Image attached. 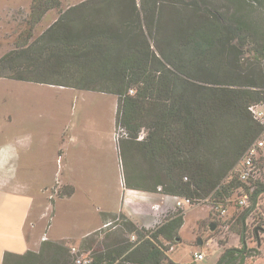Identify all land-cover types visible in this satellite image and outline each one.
Returning <instances> with one entry per match:
<instances>
[{
    "label": "trees",
    "instance_id": "trees-1",
    "mask_svg": "<svg viewBox=\"0 0 264 264\" xmlns=\"http://www.w3.org/2000/svg\"><path fill=\"white\" fill-rule=\"evenodd\" d=\"M61 6V0H34L26 41L0 59V78L117 96L116 124L127 131L128 154L137 151L145 162L134 177L125 174L128 189L156 193L161 187L165 195L228 208H239L244 189L256 205L264 183L248 186L234 169L263 132L250 107L264 103V0ZM55 9L58 18L33 40L36 24ZM183 214L155 231L120 214L109 235L100 230L109 243L92 253L91 264H178L168 252L180 240ZM70 251L44 241L38 252H6L2 264H73ZM247 254L245 244L229 248L217 264H244Z\"/></svg>",
    "mask_w": 264,
    "mask_h": 264
},
{
    "label": "rangeland",
    "instance_id": "rangeland-1",
    "mask_svg": "<svg viewBox=\"0 0 264 264\" xmlns=\"http://www.w3.org/2000/svg\"><path fill=\"white\" fill-rule=\"evenodd\" d=\"M82 1L61 0V8ZM33 6L34 0H0V59L26 41ZM58 16V10L48 11L34 27L33 40ZM117 110L118 97L114 95L0 78V152L11 153L10 181L24 182L35 196L25 230L29 241L46 238L87 253L109 243L100 230L109 235L123 213L108 215L104 223L101 207L113 208L114 194L125 174L134 177L145 167L137 151L128 154L126 139L119 143L114 139L119 127ZM63 160L68 169L56 172ZM261 179L264 183V172ZM236 207H229V236L220 225L210 230V223L218 220L209 203L185 211L180 241L174 244L170 259L178 264H217L227 249H241L245 244L248 254L244 264H264V193L250 214L242 217L248 208ZM89 228L93 232L80 238ZM200 239L202 245H198ZM210 239L214 244L207 243ZM199 249L206 258L195 262L193 255Z\"/></svg>",
    "mask_w": 264,
    "mask_h": 264
},
{
    "label": "crops",
    "instance_id": "crops-1",
    "mask_svg": "<svg viewBox=\"0 0 264 264\" xmlns=\"http://www.w3.org/2000/svg\"><path fill=\"white\" fill-rule=\"evenodd\" d=\"M117 151L120 155L119 149H117ZM10 155L11 153L6 150L0 152V264L3 263V257L6 252L20 255L27 251L37 252V249L43 241V238L34 241H29L27 238L25 230L31 217V209L35 196L31 194L24 182L10 181ZM58 166L56 172H58V170L63 171L64 169H68L66 164H64V160L58 164ZM114 196L113 208L101 207L102 214L105 216L103 219L104 223L107 222L108 215L123 213L133 221L137 227L150 229L154 225L156 219L153 207L155 205H160L162 207H172L174 205V202L167 199L166 195L161 192L150 193L128 189L125 185L124 178L119 182ZM185 218L186 216L184 217V223ZM211 224L216 223H210V225ZM30 225L32 228H35L33 222H31ZM90 229L91 228L87 229L88 231L85 230L81 232L80 238L89 236V234L93 232H90ZM259 245L258 243V246ZM174 246L175 245L171 247L168 256L174 250Z\"/></svg>",
    "mask_w": 264,
    "mask_h": 264
},
{
    "label": "built area",
    "instance_id": "built-area-1",
    "mask_svg": "<svg viewBox=\"0 0 264 264\" xmlns=\"http://www.w3.org/2000/svg\"><path fill=\"white\" fill-rule=\"evenodd\" d=\"M130 95H134V91L130 90ZM250 112L252 113L254 119L263 127V132L260 137L249 147L246 153L241 158L240 162L236 165L234 169V174H236L237 178L244 184L251 186L252 184H257L258 182L263 183V179H261L264 172V103L262 104H254L250 107ZM128 134L124 127L119 126L114 133V139L117 143L120 142V139H127ZM143 139V134L139 137V140ZM158 192H162V188L158 187ZM241 196L236 200L237 204L241 208H250V194H248L244 189L240 190ZM167 199H170L174 202L172 207H162L160 205H155L153 207L155 214V223L150 229H146L147 231H155L162 225H164L168 219L174 217L177 214L184 213L188 209L200 205L201 203H210L209 199L206 201H197L191 200L188 198H183L179 196H170L166 195ZM259 198V197H258ZM231 200H226L229 203ZM258 204V202H257ZM256 204V205H257ZM250 210L249 214L254 210V207ZM214 210V214L217 217L218 221L224 223L229 219V208L227 205L219 203L211 206ZM256 208V207H255ZM111 223L105 224V227L110 226ZM217 226H219L217 224ZM221 228H226V231L229 230L228 227H224L220 225ZM142 229V228H140ZM148 236H146L147 238ZM131 243L137 242V236L135 234H131L128 237ZM46 238H43L45 241ZM207 243L214 244V240L210 239ZM71 255L73 259V264H91L93 261L92 253L82 252L80 249L76 247L71 248ZM194 260L195 262L203 261L206 256L203 251L197 250L194 252Z\"/></svg>",
    "mask_w": 264,
    "mask_h": 264
},
{
    "label": "water",
    "instance_id": "water-1",
    "mask_svg": "<svg viewBox=\"0 0 264 264\" xmlns=\"http://www.w3.org/2000/svg\"><path fill=\"white\" fill-rule=\"evenodd\" d=\"M216 226H217L216 224H211L210 225V230L214 231L216 229ZM198 245H202V240L201 239L198 241Z\"/></svg>",
    "mask_w": 264,
    "mask_h": 264
},
{
    "label": "flooded vegetation",
    "instance_id": "flooded-vegetation-1",
    "mask_svg": "<svg viewBox=\"0 0 264 264\" xmlns=\"http://www.w3.org/2000/svg\"><path fill=\"white\" fill-rule=\"evenodd\" d=\"M258 234H259V231L255 230L254 235H255L256 238H258V236H259Z\"/></svg>",
    "mask_w": 264,
    "mask_h": 264
}]
</instances>
